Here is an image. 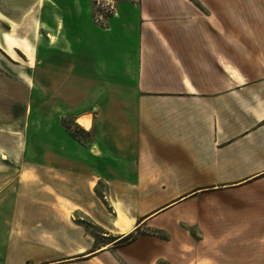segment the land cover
Segmentation results:
<instances>
[{"label": "crops", "instance_id": "obj_1", "mask_svg": "<svg viewBox=\"0 0 264 264\" xmlns=\"http://www.w3.org/2000/svg\"><path fill=\"white\" fill-rule=\"evenodd\" d=\"M48 1L43 17L64 9L65 46L29 66L0 58V264H73L86 218L117 238L75 258L111 252L166 210L224 193L242 196L264 252V65L255 78L236 59L217 10L183 26L125 3L99 27L89 2L76 8L90 0ZM168 193L181 195L156 202Z\"/></svg>", "mask_w": 264, "mask_h": 264}, {"label": "rangeland", "instance_id": "obj_2", "mask_svg": "<svg viewBox=\"0 0 264 264\" xmlns=\"http://www.w3.org/2000/svg\"><path fill=\"white\" fill-rule=\"evenodd\" d=\"M48 2L0 0V58L12 57L18 60V64L29 66L34 64L36 55L51 49V42L57 40L53 46H65L62 43L67 40V28L63 25L64 9L54 6L45 18L42 13L47 11L45 3ZM88 2L92 23L99 27L109 26L117 9L120 13L121 5L125 3L134 4L145 12L154 10L166 18L171 16L183 26L185 22L186 25L192 23L194 17H190L191 14L195 15L200 10L205 13L217 10L220 19L229 26L230 32L223 38L234 42L236 59L253 77L263 73L264 0H90L77 1L76 8L82 10ZM60 24L62 28L58 33L57 26ZM65 123L81 137L89 136L77 126H72V120L65 119ZM180 195L156 194V202L166 205ZM241 197L225 193L207 195L183 207H173L152 223L133 229L131 238L115 243L113 249H108L111 252L77 259L75 256L82 255V252H93L117 238L105 235L109 234L108 229L85 217L80 227L75 226V239L69 243V248L75 252L84 250L71 261L73 264H255L250 259L264 254L262 250L254 249L262 242L256 238L248 239L249 226L242 216L243 209L235 203ZM124 215L127 221L121 223L118 219L119 223L129 228L130 220ZM75 219L77 221V214Z\"/></svg>", "mask_w": 264, "mask_h": 264}, {"label": "trees", "instance_id": "obj_3", "mask_svg": "<svg viewBox=\"0 0 264 264\" xmlns=\"http://www.w3.org/2000/svg\"><path fill=\"white\" fill-rule=\"evenodd\" d=\"M133 232L129 233L128 235L124 236L123 238H121L118 242H123V241H127L131 238Z\"/></svg>", "mask_w": 264, "mask_h": 264}]
</instances>
